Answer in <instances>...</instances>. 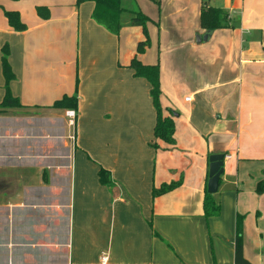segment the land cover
<instances>
[{"label": "crops", "instance_id": "0c3cea01", "mask_svg": "<svg viewBox=\"0 0 264 264\" xmlns=\"http://www.w3.org/2000/svg\"><path fill=\"white\" fill-rule=\"evenodd\" d=\"M24 1L0 0V102L7 44L9 87L22 105L0 109V264H102V256L106 264H237V214L244 258L252 264V242L264 264V189L256 192L264 183V0H167L175 9L157 20L141 10L150 19L142 54L141 26L121 23L112 34L92 19L91 1ZM205 1L235 26L197 43ZM8 10L24 31L9 27ZM153 47L156 62L146 59ZM133 57L159 65L171 146H151V85L128 67ZM74 93L70 125L73 109L52 104ZM220 153L228 156L212 194L220 214L206 218L209 156ZM100 166L112 187L99 182ZM171 182L177 187L152 197Z\"/></svg>", "mask_w": 264, "mask_h": 264}, {"label": "trees", "instance_id": "16d2710c", "mask_svg": "<svg viewBox=\"0 0 264 264\" xmlns=\"http://www.w3.org/2000/svg\"><path fill=\"white\" fill-rule=\"evenodd\" d=\"M15 1V0H14ZM91 1L94 3V8L91 13L92 19L99 25H102L110 33L118 35L122 24L120 17L124 8L121 5V0H76V4L79 5L83 2ZM37 14L42 19L49 18V9L46 6H38L36 8ZM7 23L15 31H24L26 24L21 20L20 14L16 10H8L4 12ZM150 21L149 17L141 11L135 12L130 19L129 24L131 26H141L145 35V40L137 43V54H142L150 44L147 22ZM200 26L205 30H215L222 27H227L231 22L232 26H235L234 20H230L229 12L219 8L213 7L208 2H203L200 13ZM236 22V20H235ZM9 48L5 44L1 48V68L2 74L5 80L4 84V96L0 102V109L19 108L22 105L17 97L13 96L9 83L14 79V73L8 61ZM129 68L133 69L135 77H142L146 79L150 85V96L153 106L156 111V121L153 128L154 142L151 146L155 149L159 147V143H164L167 146H171L175 143V124L170 116H164L162 107L160 104V72L158 64H144L137 57H133L129 63ZM55 108L73 109L75 112L78 106V98L76 93L73 95H63L60 99H57L52 104ZM98 180L102 185L112 187L114 185L111 172L103 167H99ZM178 183H164L160 187H153L152 197L155 198L162 194L169 192L177 187ZM264 189V183L261 181L257 184L256 192L262 193ZM203 212L206 218L215 217L220 214V205L214 200L213 195L207 192L205 188V195L203 199ZM243 223L244 215L237 214L236 216V238H235V261L237 264H248V261L243 256Z\"/></svg>", "mask_w": 264, "mask_h": 264}, {"label": "rangeland", "instance_id": "374dc122", "mask_svg": "<svg viewBox=\"0 0 264 264\" xmlns=\"http://www.w3.org/2000/svg\"><path fill=\"white\" fill-rule=\"evenodd\" d=\"M161 4H160V2ZM121 0V5L124 7V11L121 14L120 21L122 24L126 25V23L130 22V19L134 15L133 13L138 12V11H144L147 13V15H150V17L155 18L157 20L158 13L165 8L166 10L169 9H175V6L172 5L170 2L167 0ZM166 2V3H163ZM24 3L29 7L30 0H25ZM23 3H21L22 5ZM25 4L23 6L25 7ZM174 6V8H173ZM128 21V22H127ZM206 32V31H205ZM204 32V33H205ZM196 36V35H195ZM194 37V35H193ZM155 39V36H153ZM154 46H156V43L154 42ZM156 47H153V50L149 52V54L146 56V59H149L151 61H158L157 60V51ZM154 63V62H153ZM253 224L250 223L248 225V232L252 231ZM249 234V233H248ZM248 246L251 248L250 255L253 259L252 264H258V255H257V248L254 243L252 242H247ZM246 244V246H247ZM264 261V259H263Z\"/></svg>", "mask_w": 264, "mask_h": 264}, {"label": "water", "instance_id": "95a60500", "mask_svg": "<svg viewBox=\"0 0 264 264\" xmlns=\"http://www.w3.org/2000/svg\"><path fill=\"white\" fill-rule=\"evenodd\" d=\"M212 34V30H207L203 34H197L195 36V41L197 43L201 41L209 40ZM224 154H211L209 156V167H208V181H207V192L208 193H216L218 189V182L220 176L223 172V165H224Z\"/></svg>", "mask_w": 264, "mask_h": 264}, {"label": "built area", "instance_id": "2783aa9c", "mask_svg": "<svg viewBox=\"0 0 264 264\" xmlns=\"http://www.w3.org/2000/svg\"><path fill=\"white\" fill-rule=\"evenodd\" d=\"M66 116L69 119V124L73 125L74 124V119H75V111L74 110H66ZM224 158H228V156H225ZM106 261H107V257L106 256H102L101 257V263L102 264H106Z\"/></svg>", "mask_w": 264, "mask_h": 264}]
</instances>
